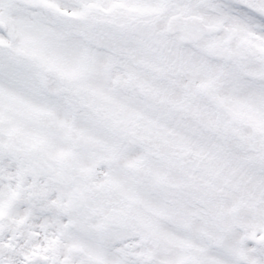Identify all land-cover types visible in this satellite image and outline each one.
<instances>
[{
  "label": "snow or ice",
  "instance_id": "obj_1",
  "mask_svg": "<svg viewBox=\"0 0 264 264\" xmlns=\"http://www.w3.org/2000/svg\"><path fill=\"white\" fill-rule=\"evenodd\" d=\"M0 264H264V0H0Z\"/></svg>",
  "mask_w": 264,
  "mask_h": 264
}]
</instances>
